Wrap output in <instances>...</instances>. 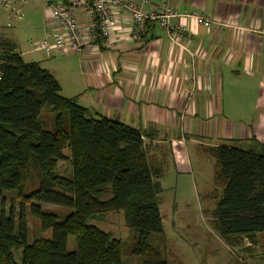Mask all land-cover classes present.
I'll return each instance as SVG.
<instances>
[{
  "label": "trees",
  "instance_id": "1",
  "mask_svg": "<svg viewBox=\"0 0 264 264\" xmlns=\"http://www.w3.org/2000/svg\"><path fill=\"white\" fill-rule=\"evenodd\" d=\"M151 23H148V26ZM100 38L98 42H100ZM35 60L26 61L8 37L0 36V198L21 200L17 218L0 212V264H123V242L90 220L125 213L135 231L130 253L140 264H169L149 235L163 232L157 178L143 133L124 122L96 117L74 97L62 93L58 78ZM53 111V129L44 128L43 111ZM70 149L71 158L63 152ZM216 157V177L224 181L213 210L214 225L228 245L243 238L256 243L264 233V144L207 147ZM68 159L73 176L58 173ZM40 185L26 194L31 170ZM11 203V202H10ZM42 203L70 209L59 213ZM49 237L29 240L27 205ZM9 205V204H8ZM73 235L75 247L68 249ZM22 250L18 262L14 251Z\"/></svg>",
  "mask_w": 264,
  "mask_h": 264
},
{
  "label": "crops",
  "instance_id": "2",
  "mask_svg": "<svg viewBox=\"0 0 264 264\" xmlns=\"http://www.w3.org/2000/svg\"><path fill=\"white\" fill-rule=\"evenodd\" d=\"M162 1L152 0V7ZM169 4L179 12L171 28L151 22L133 40L130 17L119 13L113 47L99 44L81 55L33 59L58 78L66 97L76 98L94 116L141 130L151 161L162 169L158 182L170 155L180 171L186 169L189 143L249 145L255 138L264 144V0ZM187 13L203 14L214 23L199 25ZM12 18L0 11V36L11 37L3 21L7 25ZM45 23L31 42L41 38ZM226 84L232 86L229 94L235 92V125L220 119L226 105L232 109L224 102Z\"/></svg>",
  "mask_w": 264,
  "mask_h": 264
},
{
  "label": "rangeland",
  "instance_id": "3",
  "mask_svg": "<svg viewBox=\"0 0 264 264\" xmlns=\"http://www.w3.org/2000/svg\"><path fill=\"white\" fill-rule=\"evenodd\" d=\"M20 13L22 18H12L8 23L11 26L6 25L7 20L3 21L6 27L4 30L11 36L8 38L18 45L16 49L23 52L26 61L48 55L43 49H34L30 43L41 33L46 15L45 3L42 0H28L22 5ZM57 71L62 78V72ZM229 87L232 88L230 84H226L224 102L232 103V109L229 110V104L226 105L225 114L220 116V119L226 121L228 118V121L235 125V100L231 99L232 96L235 98V92L229 94L227 92ZM41 116L44 128L52 130L54 112L45 110ZM186 147L188 157L185 170L180 171L176 164L172 163L171 155L168 160L170 164H166L167 169L163 172L159 184L161 190L158 193L164 230L162 233L149 235V243L160 250L161 255L168 260L169 264H264V233L257 235L256 243L245 237L236 246L228 245L221 237L213 221V210L224 187V181L216 177V157L202 144L189 143ZM63 152L69 159L71 158L70 149L66 148ZM70 163L68 159L60 162L58 173L72 177L73 167ZM39 177L38 172L33 168L26 190H24L26 194L39 187L41 181ZM6 196L8 197L6 202L9 205H4L5 213L10 214L13 204L18 218L21 200L17 192H7ZM2 203V198H0V212L3 210ZM41 205L42 208L58 212V214L70 211L68 208L54 204L42 203ZM30 210L31 206L28 204L26 215L27 228H29L28 241L33 242L41 237H49L50 232L41 228V221L32 216ZM90 223L112 233L113 237L123 242V264L141 263L140 257L130 253L135 231L126 224L124 212H109L90 220ZM74 238L73 235L67 238L68 249L72 251L75 247ZM14 254L16 260L20 262L22 250L16 249Z\"/></svg>",
  "mask_w": 264,
  "mask_h": 264
},
{
  "label": "built area",
  "instance_id": "4",
  "mask_svg": "<svg viewBox=\"0 0 264 264\" xmlns=\"http://www.w3.org/2000/svg\"><path fill=\"white\" fill-rule=\"evenodd\" d=\"M28 0H0V8L7 17L22 18L20 9ZM45 3V30L41 39L31 42L34 49H43L48 55L82 54L92 46H114V29L119 13L128 14L132 21V39H140L148 23L157 22L166 28L173 27L172 18L178 10L162 1L152 7V0H42ZM199 25L210 27L214 21L203 14L187 13ZM185 28V25H180ZM99 38L101 39L98 42Z\"/></svg>",
  "mask_w": 264,
  "mask_h": 264
}]
</instances>
